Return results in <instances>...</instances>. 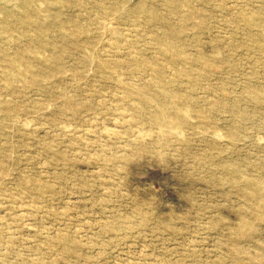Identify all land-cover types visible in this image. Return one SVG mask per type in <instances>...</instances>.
<instances>
[{
    "label": "rangeland",
    "instance_id": "rangeland-1",
    "mask_svg": "<svg viewBox=\"0 0 264 264\" xmlns=\"http://www.w3.org/2000/svg\"><path fill=\"white\" fill-rule=\"evenodd\" d=\"M242 8L264 20V0H60L41 40L0 16L28 57L10 91L0 63V264H264V36Z\"/></svg>",
    "mask_w": 264,
    "mask_h": 264
},
{
    "label": "bare ground",
    "instance_id": "bare-ground-1",
    "mask_svg": "<svg viewBox=\"0 0 264 264\" xmlns=\"http://www.w3.org/2000/svg\"><path fill=\"white\" fill-rule=\"evenodd\" d=\"M45 4L49 5V2L51 4H59L60 0H44ZM44 2L41 0H0V16L5 18H10V16H17L21 20H23V23L27 26H29L31 29H33L34 38L36 39H43V27H42V20H41V13L42 8H44ZM143 3L142 1L139 2L137 9L141 11L143 9ZM256 14H250L247 11V8H242L238 13V21L239 23H242L247 30H254V33L259 34L261 37L264 36V20L261 18H255ZM10 28L8 27L7 22H0V33L7 32ZM19 29V28H17ZM239 33L238 35H241L242 37L247 36L248 33L243 31V28L239 26ZM21 32V29H19ZM237 34V33H235ZM74 37V35H72ZM71 37V36H69ZM31 42L33 41V38H31ZM5 42H8L4 40ZM13 42V41H12ZM23 52H26L29 54V57L35 58L41 62V65L45 67V65H55L56 68L62 67V58H60L58 55H52L48 56L47 58H44L41 54V50L36 51L31 45L24 46L22 48ZM48 55V54H47ZM26 64V61H28V57L20 55L18 56V59L16 58H9L7 54H5L4 49H0V63H4L3 66V72L1 73L5 78V87L7 90L10 91L12 88V85L7 82V78L9 77V74L16 73L17 77H19L22 80L27 79L28 75L22 70V68L17 65L19 61ZM85 62V60H83ZM78 103L74 102L72 99H67L64 103V109H68L69 113L71 115H75L77 110ZM167 122V121H166ZM168 125V123H166ZM169 124L174 125L173 123L169 122ZM177 133V132H176ZM25 192L22 191L21 194H24ZM35 207L36 204H33Z\"/></svg>",
    "mask_w": 264,
    "mask_h": 264
}]
</instances>
